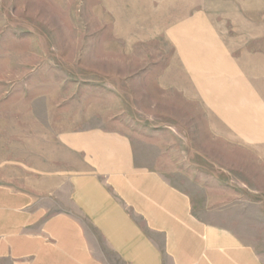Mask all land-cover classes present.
Returning a JSON list of instances; mask_svg holds the SVG:
<instances>
[{"label":"rangeland","instance_id":"obj_1","mask_svg":"<svg viewBox=\"0 0 264 264\" xmlns=\"http://www.w3.org/2000/svg\"><path fill=\"white\" fill-rule=\"evenodd\" d=\"M263 44L264 0H0V185L155 171L264 260V158L201 95Z\"/></svg>","mask_w":264,"mask_h":264},{"label":"crops","instance_id":"obj_2","mask_svg":"<svg viewBox=\"0 0 264 264\" xmlns=\"http://www.w3.org/2000/svg\"><path fill=\"white\" fill-rule=\"evenodd\" d=\"M225 60L202 100L264 158V44L239 73ZM106 161L103 170L114 165ZM64 184L58 212L0 185V264H264L235 228L199 219L189 195L155 171L75 172Z\"/></svg>","mask_w":264,"mask_h":264}]
</instances>
